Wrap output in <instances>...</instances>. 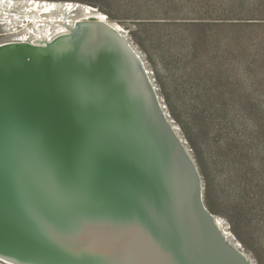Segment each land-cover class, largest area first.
<instances>
[{
  "label": "bare ground",
  "instance_id": "1",
  "mask_svg": "<svg viewBox=\"0 0 264 264\" xmlns=\"http://www.w3.org/2000/svg\"><path fill=\"white\" fill-rule=\"evenodd\" d=\"M45 1L46 0H33L31 5L32 10L20 13L19 11H15V9L9 8L10 5L8 1L4 2V0H0V19L7 20L1 24L11 25L10 33H13V35L22 31L21 34L24 36L19 39L9 38L0 43V126L2 129L5 127L3 130L0 128V134L3 136L1 141L4 147L3 148L0 144V166L3 168V176L0 173L1 178H3L0 188H4V185L8 186V178H10V180L13 178L15 182L12 185L13 189L9 195L11 197L17 196L23 204L16 209V213L18 214L20 212L22 215L19 218L14 217L12 210L5 211V209H1L3 207L7 208L5 201H2L0 204V214H3L5 218L14 217L13 222L16 224H25L21 229H13L12 232H9L12 226L8 225V223L2 225L4 226V230L7 229L4 239L6 242L13 243V248L17 246H27V248L23 250L17 247L18 250L27 253L22 254L24 256L19 254L23 261L29 260L34 262L32 264H39L37 261L39 257H42L54 259V264H75L70 260V257H78L75 255H79L78 251H80V249L76 250V243H78L79 240L74 236V238L71 237L70 240L66 241L59 238L64 235V232L69 233L71 231L76 233L75 226L69 221H66V219L60 218V220H55V217L59 215V212H57L59 211L57 204L60 203L59 201L64 196L55 192L57 187L61 184V181L54 173L53 163L55 158L61 157V149H59L61 145L58 144V140L61 138L63 131L70 130V128L73 127L79 130L84 129V135L87 137V130L91 129L87 125L80 124L76 126L77 124L73 121L66 120L62 116V111L75 112L81 110L82 114L85 115V113H89L90 107L85 104L82 106L76 105L73 99H68L70 97L67 95V89L65 88L66 84L58 78L60 81L58 82V86L63 88L61 89L63 92L62 96H60L59 90H55L53 82L51 83L48 79L54 78L56 82V77H60L61 73L65 72L66 66L70 69L71 73L77 77V82L75 83L81 87L78 91H82V94L87 97V101L107 104L109 103L108 100H112V106H114V110L116 111H119L121 108L125 109L126 105L133 102L139 107V112L144 113V111H146L147 113V118L141 117V119L138 115V110L135 111L129 104V109H133L134 113L141 120V122L137 121L139 124L137 129L153 131L154 135H152V137L157 147V149L154 150L153 147L150 146V148L142 154L141 152L138 153V150H136L137 155L140 154L143 160L147 162L148 169L156 175L144 185L142 195L145 193V197L142 199V196L139 202H135L136 205H138L133 209L132 216H130L128 221V224L133 229L131 230V233H133L131 234L132 237L129 236V239L126 240L129 244L135 240V228L137 230L141 226L147 224L146 217L148 215L151 217H160V219L163 220L166 218L174 219L176 213H179L173 208L176 203L181 204L178 201L179 191L176 190L174 181L169 184V178H174V175L178 173L176 162L180 164L182 161L185 168V175L188 178L194 177L192 175L194 170L187 173V170L193 165L189 164L187 162L188 158L183 155V148H181L180 142L178 141V132H174L172 128L173 123L170 125L165 122L168 124V132L164 130L167 128L165 123H161V117H164V114L159 105H156L157 102L155 101L156 103H154V100H156L154 93L156 92L152 91L153 88L146 78L147 67L143 62L142 56L136 55L138 52L136 50L133 51L130 45L126 43L124 35H122V27L110 22L105 14L96 11L91 6H84L83 14L78 15L74 9H70V6L73 4H71V2H68L66 8L65 6L56 7L54 2ZM71 7L74 8V6ZM42 26H44V28H42ZM32 29L34 33L39 34L34 35L30 33V31L33 32ZM40 30H42V32H39ZM17 35L19 36V33ZM15 68L20 71H11L15 70ZM7 69L10 71H7ZM49 71H51L52 74L47 73ZM46 74L47 76L44 77ZM81 75H83V77H81ZM59 87H57V89ZM65 99L68 101H65ZM62 100L65 102L62 103ZM11 106L14 107L13 110H11ZM66 107L68 111L62 109ZM124 112L128 114L126 110H124ZM5 118H8V120ZM4 121L5 123H2ZM126 121L128 122L125 115L122 117V120H120L121 124H119L122 138L123 132L125 131L127 133L137 132V134H139L137 129L131 127L130 123H126ZM17 122H20V127L26 124L35 126L37 129L35 131L36 136L33 143H44L43 141L46 139V142L52 145L50 149H56L53 150L54 153L52 152L48 155V152L52 151L50 149L45 150L47 151L46 154H44L43 150L35 151L32 153V160L34 161L36 157V162L32 163V165H30L31 157L14 155L13 153L16 152L18 150L17 148L21 145L13 143L12 151L7 145L10 144L9 140L11 133L16 132V127L12 123ZM132 122H134V120H132ZM56 125V131H52L53 127ZM114 132L116 131L114 130ZM20 133H23L22 129ZM140 136L141 138H145L142 133ZM161 136H169L170 140L161 139ZM176 138L177 142L175 143L173 140ZM87 142H89V138ZM87 142H81V146H88V148L90 147L91 149L92 147L90 144L97 143L96 141H92L90 144H87ZM138 142L141 146L143 145L141 139H138ZM165 142L168 143L169 148L163 150L161 146ZM4 152L8 159L4 158ZM162 158H164L166 162L163 161ZM8 160H13L16 162L17 166L18 164L20 166L18 168H11V162ZM148 160L152 161L150 162ZM129 163L132 171H135L137 165L130 161ZM21 164L26 165L27 168L22 169ZM35 164H40L41 169L36 171V169L32 167ZM169 165L172 169V174L168 173L167 166ZM98 166L99 170H101V164ZM31 168H33V171ZM160 169H165V172L162 173V171H159ZM98 173L99 171L97 173H92L87 169L84 175L81 176L82 178H78V176L77 178L83 179L86 176L94 178L98 176ZM112 174L118 177L120 176L118 175L119 172ZM99 175L101 176V173ZM141 175H138L134 182L131 183L132 185L130 184L132 187L126 185L125 187L123 186V189L127 188L130 190L132 188L133 190L130 191L131 193L136 191L141 182H139ZM179 176L183 181L181 182L184 188L183 191L180 190V198L183 202L187 201L190 203V193L193 191V188L189 186L190 183L188 179L183 178L181 175ZM120 182L122 181L120 180ZM136 184L138 185L137 187L135 186ZM184 190H187V194ZM124 191L127 190L124 189ZM40 193H42V195ZM3 195L2 193L1 199H3ZM74 195L75 194L72 193L70 197L67 195L65 196L66 201H68V209L65 206L60 209L61 215L70 216L71 213L76 212L78 209L77 204L69 200L74 198L77 199ZM151 195L154 202L147 206L143 200L149 198ZM173 196L177 199H174ZM115 200L117 202L119 200L124 201L123 197L119 199L115 197ZM10 201L16 203L15 201ZM203 203L208 216V218L206 217L207 221H203L204 218L198 216L199 213H196V209L192 211H194V219L197 222L199 220V224L209 232L206 234L208 236L205 235V237H207V241H211V244H209L210 247L212 248V245H218L220 247L219 250L222 251L221 253L227 256L233 264H249L245 259H241L239 253L232 252L227 244L225 236L227 230L223 222L208 209L204 201ZM132 204L133 202L128 201L125 205L130 206ZM192 205L194 206L193 202H191V207ZM41 206L45 207L49 212L48 214H50L49 217L47 216L50 225L48 224L49 227L47 226L45 231L43 230L38 233V238L28 239L29 236L24 234L28 228H40L41 223H34L31 218L36 217V214H40L37 208ZM82 208L83 206H81L80 209ZM182 213L186 214V210H182ZM193 232H196V234L193 235ZM198 233L199 232L194 229L192 234L187 235L180 231H160L156 238L149 239V241L144 244L145 246H143L154 249L155 251L160 250L158 257H156V261L151 260L147 263L164 264V262H166V256H164L165 253L161 252L164 250L172 255L171 253L173 252L170 253L171 250L169 251V249L178 245L180 241H186L184 240V237H186L187 242L191 245L192 259H196L198 262L197 264H213L212 259L204 249V243L202 238H199L200 235H198ZM214 251L215 253L217 252V255L220 254L223 257V255L218 252V249H214ZM144 252L146 253L147 251ZM22 257L26 259L24 260ZM19 259V256H12L10 254V257H8L0 254V264H19L15 262V260ZM82 264H85V262Z\"/></svg>",
  "mask_w": 264,
  "mask_h": 264
},
{
  "label": "rangeland",
  "instance_id": "2",
  "mask_svg": "<svg viewBox=\"0 0 264 264\" xmlns=\"http://www.w3.org/2000/svg\"><path fill=\"white\" fill-rule=\"evenodd\" d=\"M5 1L20 13L32 10L33 0ZM46 1L71 2L78 15L91 6L122 27L168 116L161 123L174 124L183 155L198 167L203 201L223 222L227 244L249 264H264V0ZM5 21L0 43L24 37Z\"/></svg>",
  "mask_w": 264,
  "mask_h": 264
},
{
  "label": "water",
  "instance_id": "3",
  "mask_svg": "<svg viewBox=\"0 0 264 264\" xmlns=\"http://www.w3.org/2000/svg\"><path fill=\"white\" fill-rule=\"evenodd\" d=\"M65 68L66 70L63 69L65 70V72L61 73L60 76L61 78L56 77L57 78L56 82L54 78L52 79L51 77H50L51 79L48 80L51 83L53 82V86H55V90H59L60 96H62L63 92L61 89L63 88L62 87L60 88L58 86L59 84L58 82H60L58 78L63 83L65 82L66 84L65 88L67 89V93H68L67 95H69L70 97L68 99L71 100L73 99L76 105L79 106H82L84 104L89 105L90 114L85 113L84 115L82 114L81 110L75 112L62 111V116L66 120L73 121L75 124H77L76 126L82 124V125H87L91 128L87 130L88 133L87 137L89 138V142H87L88 138L84 135L85 134L84 129H81L82 131H84L82 132L81 130L75 129L73 127L70 128V130L68 129L63 131L61 138L58 140V144L61 145V147L59 148L61 149L60 152L61 157L55 158L53 163L54 173L61 181V184L57 187L55 192L57 194H60L61 196H64L59 201L60 203L57 204V207H59V211H57L59 212L58 213L59 218L55 217V220L56 219L60 220V218L66 219V221H69L75 226V230H76V233H74L70 231L71 230L70 228L69 233L64 232V235L60 236L59 238L66 241V240H70L71 237L74 236L79 240L78 243H76L77 244L76 250L80 249V251H78L79 255H75L78 257H74V256L70 257V260H72L73 263L75 264L77 263L80 264L81 262L82 263L85 262V264H148L149 261L151 260L156 261V257H158L159 255L158 253H160L159 252L160 250L155 251L154 249L143 247L145 246L144 244L147 241H149V239L156 238L158 233L163 230L180 231L181 233L187 235V234H192V231L194 229L199 232L198 233V235H200L199 238H202V241L204 243V249L209 254L210 258L213 261V264H233L227 258V256H224L221 253L222 251L219 250L220 247L218 245H212V248L210 247L209 244H211V241L210 240L207 241L206 240L207 237H205V235L209 232L206 230V228H203L199 224V220L197 222L194 219L195 215H194V211H192L193 209H196V213H199L198 214L199 217L204 218L203 221H207L206 217L208 218L206 214V208L202 199L203 196V192L201 190L202 185L199 180L200 178L197 172L198 167H195V165L192 164L195 169V175L199 181V182L197 181V184H195L193 182V178L186 177L184 172L185 168L182 164V161L180 164L176 162V166H177L176 168H178L177 172L179 174L176 172L177 174L175 173L176 175H174V178L173 177L169 178L170 179L169 184L173 183L174 181L175 183L174 186L176 187V190L179 191L178 201L181 204L176 203L175 206L173 207L179 213H176L174 219L166 218L163 220H161L160 217H151L148 215L146 217L147 224L141 226L137 230L135 228V232H134L135 240L131 244H129L126 241L129 239V236L132 237L131 234H133L131 233V230L133 229L128 224V221L130 216H132L131 214L133 212V209H135V207H137L138 205V204L136 205L135 202H139L142 196H143L142 199L145 197V193L142 195L144 185L150 180H152L153 177L156 175L154 174V172H151V170L148 169L149 167L147 165V162L143 160V157H141L140 154L137 155L136 150H138V153L141 152V154L143 152H146L150 148V146H152L153 149L156 150L157 147L152 137V135H154V132L147 129L146 131H144L143 129L142 130L137 129V126L139 125L138 122H141L139 117L147 118L146 117L147 113L146 111H144V113L139 112L140 110L139 107H137L133 102L129 104L133 109H135V111L138 110L137 112L139 117L134 113L133 109H129V104L126 105L125 109L121 108L119 111H116L114 110V106H112L113 104L112 100H108L109 103L107 104L106 103L99 104L98 102L87 101L86 100L87 97H85L82 94V91H78L79 88L81 87L77 83H75L77 82L76 81L77 77L71 73L68 67L65 66ZM7 71L10 70L7 69ZM11 71H20V70H17L15 68V70H11ZM47 73L52 74L51 71ZM46 76L47 74L44 77ZM81 77H83V75H81ZM57 87L59 88L57 89ZM65 101L68 100L65 99ZM65 101L62 100V103H64ZM158 105H160L159 102ZM13 109L14 107L11 106V110ZM62 109L64 111H68L67 107ZM160 109L162 110L161 107ZM124 110H126L128 114L125 113ZM163 114L165 119L167 120L164 111ZM125 115L128 120V122L126 121V123H130L131 127L137 129L139 134H137V132L127 133L125 131L123 132V138H122L121 136L122 132L119 127V124H121L120 120H122V117ZM5 119L8 120V118ZM132 120H134V122H132ZM2 123H5V121ZM19 123L20 122L12 123L16 127V132L11 133V137L9 140L11 145L9 144L7 146L12 151L13 143H17L21 145L19 148H17L18 150L13 154L22 157H26V156L31 157L30 165H32V163L36 162V157L34 161L32 160L33 158L32 153H34L35 151L43 150L44 154H46L47 151L45 150L50 149L52 145L46 142L47 141L46 139L43 141L44 143L40 142L38 144H34L33 140L36 136L35 131L37 128L31 124H26L25 126L20 127ZM56 127L57 125L53 127L52 131H56L55 129ZM0 128L2 129L1 126ZM4 128L5 127H3V129ZM21 129L23 130V133H20ZM114 130L116 132H114ZM141 133L145 138H141L140 136ZM2 137H3L2 134H0L1 145H2V141H1ZM90 139L92 141H96L97 143L90 144L92 142ZM138 139H141L143 144L142 146L138 142ZM84 141H86L87 144H90L92 148L90 149V147L88 148V146H81L82 145L81 142ZM50 150L52 151L48 152V155L51 154L52 152L54 153L53 150L56 149H50ZM4 158H7V155L5 156V152H4ZM162 159L163 161L166 162L164 158ZM0 161H1V157H0ZM8 161L11 162L10 163L11 168H18L20 166L19 164L17 166L16 162L13 160H8ZM129 161L137 165V169H135V171H132ZM148 161L151 162L152 160H148ZM191 161L194 163L192 158ZM100 164L102 167L101 170H99V166H98ZM21 166L22 169L27 168L26 165L21 164ZM32 167L36 169V171L41 169L40 164H35ZM33 168H31L32 171ZM167 168H168V173L172 174V169L170 168V165L167 166ZM87 169H89L92 173L93 172L97 173L99 171L98 176L94 178H89L86 176L83 179H78V178H82L81 176L84 175ZM165 169L162 170L160 169L159 171H162L163 173L165 172ZM116 172H119L118 174L120 175L119 177L112 174V173L115 174ZM0 173L3 176V168H1V166H0ZM100 173L101 176L99 175ZM1 175H0V185L3 182V178H1ZM138 175L139 176L141 175V178L139 180V182L140 181L141 182L139 186L137 184L135 185L136 187L138 186L136 191H133V193H131L130 191L133 190L132 188L130 190L124 188L127 190L124 191L123 186L124 187L126 185L131 186L132 185L131 183L134 182V180L138 177ZM179 175L183 176V178L185 179H188L190 183L189 186L193 188V191H191L190 193L191 194L190 200L194 204V206L192 205V207H191V202L190 203L187 201L183 202L182 199L180 198L181 196L180 190L183 191L184 188L182 185L183 181L181 180ZM120 180L122 182H120ZM8 182H9L8 186L4 185L3 186L4 188H0V197L2 196V193L4 194L3 199L0 198V204L2 201L3 202L5 201V205L7 206V208L3 207L1 209H5V211L12 210L14 217L19 218L22 215L20 212L17 214L16 209L18 207H21L23 204L20 202L17 196L11 197L9 195V193L12 192L11 191L13 189L12 185L15 181L13 180V178L11 180L10 178H8ZM196 185L199 189H197ZM184 192L187 194V190H184ZM72 193L75 194L74 196H76L77 199L74 198L69 200L72 201L73 203L75 202L78 206V209L76 210V212L71 213L70 216L61 215L60 209H62L64 206L67 207L68 209V201H66L65 196L67 195L70 197ZM40 194L42 195V193ZM115 197H117L118 199L123 197L124 201L119 200L117 202L115 200ZM173 197L174 199H177L175 198V196ZM152 199L153 197L151 195L149 198H146L143 201H145L146 205L149 206L151 205L152 202H154V200ZM10 200L15 201L16 203H12ZM128 201L133 202L132 204L133 206L132 205L126 206L125 204ZM78 203L81 206H83L82 209H80L81 206ZM37 210L40 211L39 212L40 214H36L37 216L31 219L32 222L34 223L40 222L41 225L40 228L38 229L27 227L28 229L24 234H27L29 236L28 239L38 238L37 237L38 233L42 232L43 230L45 231L47 229V226L49 227L50 225L49 220L47 219L50 216V214H48L49 213L48 210L42 206L38 207ZM182 210L183 211L186 210V214H183ZM14 217L5 218L3 214H0V228L2 231V232L0 231V248L1 251H4V253L8 252V254H11L12 256H19V258H21L20 255L27 253L25 251L18 250L17 247L23 250L24 248H27V246H17L16 248H13V243L6 242L4 239L5 233H7V229L4 230V226L2 225L8 223V225L12 226L13 228L10 227L11 229L9 230V232H12L13 229L14 230H16L17 228L21 229V227L25 225L20 223L16 224L15 222H13ZM45 218L47 221L45 220ZM72 219L74 220V222ZM194 234H196V232H193V235ZM184 238H185L184 240L186 241H180L178 245L169 249V251L171 250L170 253L173 252L171 253L173 256L170 255L169 252L167 251L163 250L161 252V253H165L164 256H166L165 257L166 262H164V264H197L198 263L196 259L194 260L192 259L191 245H189V243L187 242L186 237ZM214 249H218V252L221 253L223 257L220 254L217 255V252L215 253ZM144 251L147 252L145 253ZM22 258H24V260L26 259L25 257ZM225 258H227L229 261L227 259L224 260ZM47 261H49V259L39 257L37 262H42V264H50ZM43 262H47V263H43Z\"/></svg>",
  "mask_w": 264,
  "mask_h": 264
}]
</instances>
